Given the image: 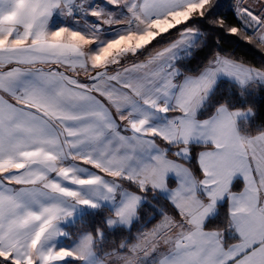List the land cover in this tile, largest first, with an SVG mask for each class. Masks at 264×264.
I'll use <instances>...</instances> for the list:
<instances>
[{
  "label": "snow or ice",
  "instance_id": "snow-or-ice-1",
  "mask_svg": "<svg viewBox=\"0 0 264 264\" xmlns=\"http://www.w3.org/2000/svg\"><path fill=\"white\" fill-rule=\"evenodd\" d=\"M225 35L264 52V0H0V264H264V60Z\"/></svg>",
  "mask_w": 264,
  "mask_h": 264
},
{
  "label": "trees",
  "instance_id": "trees-1",
  "mask_svg": "<svg viewBox=\"0 0 264 264\" xmlns=\"http://www.w3.org/2000/svg\"><path fill=\"white\" fill-rule=\"evenodd\" d=\"M229 2H231V0H229ZM228 22L233 23V18L229 17ZM235 39L236 38L228 37L227 35H225V38L221 40V46L224 47L227 51L234 52L235 55H237L238 57H242L246 62L259 66L262 60H264V52L258 49L255 45H247L244 43L236 44L234 43ZM254 103H255V111H256L255 123L256 124L264 123V90H257L256 95L254 97ZM191 163L194 167H196L195 159H193ZM239 187L240 186L238 184L235 190H238ZM225 211L226 208H221V213ZM148 218L149 217L146 215L145 220H147ZM150 226L151 225H149V227ZM133 234H135V229H133ZM122 238L123 237L120 236L119 234L117 235L109 234L107 247L110 248L114 244H118L120 239Z\"/></svg>",
  "mask_w": 264,
  "mask_h": 264
},
{
  "label": "crops",
  "instance_id": "crops-1",
  "mask_svg": "<svg viewBox=\"0 0 264 264\" xmlns=\"http://www.w3.org/2000/svg\"><path fill=\"white\" fill-rule=\"evenodd\" d=\"M174 186V185H173ZM240 187H239V189L237 190V191H239L240 190V188L242 187V185H239Z\"/></svg>",
  "mask_w": 264,
  "mask_h": 264
}]
</instances>
